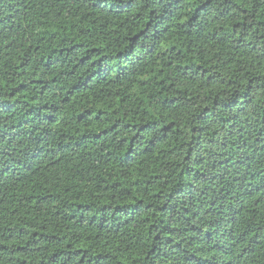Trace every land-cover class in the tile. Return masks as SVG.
<instances>
[{
    "label": "trees",
    "instance_id": "obj_1",
    "mask_svg": "<svg viewBox=\"0 0 264 264\" xmlns=\"http://www.w3.org/2000/svg\"><path fill=\"white\" fill-rule=\"evenodd\" d=\"M0 264H264V0H0Z\"/></svg>",
    "mask_w": 264,
    "mask_h": 264
}]
</instances>
